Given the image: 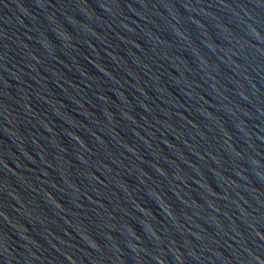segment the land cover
Segmentation results:
<instances>
[{
	"label": "water",
	"instance_id": "obj_1",
	"mask_svg": "<svg viewBox=\"0 0 264 264\" xmlns=\"http://www.w3.org/2000/svg\"><path fill=\"white\" fill-rule=\"evenodd\" d=\"M0 264H264V0H0Z\"/></svg>",
	"mask_w": 264,
	"mask_h": 264
}]
</instances>
